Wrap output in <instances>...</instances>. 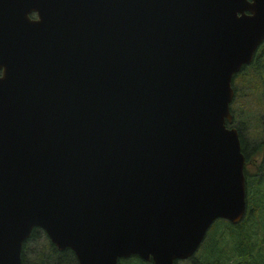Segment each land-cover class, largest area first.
<instances>
[{
    "label": "water",
    "instance_id": "95a60500",
    "mask_svg": "<svg viewBox=\"0 0 264 264\" xmlns=\"http://www.w3.org/2000/svg\"><path fill=\"white\" fill-rule=\"evenodd\" d=\"M264 0H0V264L192 257L245 216L232 80Z\"/></svg>",
    "mask_w": 264,
    "mask_h": 264
},
{
    "label": "trees",
    "instance_id": "16d2710c",
    "mask_svg": "<svg viewBox=\"0 0 264 264\" xmlns=\"http://www.w3.org/2000/svg\"><path fill=\"white\" fill-rule=\"evenodd\" d=\"M237 86V92H236ZM234 97L247 96L248 105L261 108L264 104V42L259 47L252 63L243 67L232 80ZM236 92V94H235ZM232 101L230 113L231 127L238 132L241 150L245 158V200L247 209L244 218L237 224L216 220L208 229L197 252L186 262L179 264H264V139L255 141L250 147L245 132L236 121L237 102ZM261 158L254 165L255 173L249 172L252 158ZM227 234L234 240L231 245ZM261 236L263 238H261ZM259 237L261 239H259ZM152 264L137 257L119 260L118 264ZM21 264H77L69 249L58 251L40 229H34L30 238L23 243Z\"/></svg>",
    "mask_w": 264,
    "mask_h": 264
},
{
    "label": "rangeland",
    "instance_id": "374dc122",
    "mask_svg": "<svg viewBox=\"0 0 264 264\" xmlns=\"http://www.w3.org/2000/svg\"><path fill=\"white\" fill-rule=\"evenodd\" d=\"M236 92H237V86H236ZM235 92V94H236ZM237 95L234 97L235 100H238L237 102V115H236V121L241 124L246 139L249 141L248 146L250 147L253 143H255L256 139L257 141H260L264 139V104L261 106V108L254 107L253 105H248L247 103V96L242 94V88L239 87V95L236 99ZM232 106V104H231ZM261 158H252V161L249 165V172L255 173L257 166L254 168V165L257 163H260ZM226 238L229 240L230 244H234V240L227 234ZM261 238H263L261 236ZM259 237V239H261ZM123 262H121L122 264Z\"/></svg>",
    "mask_w": 264,
    "mask_h": 264
},
{
    "label": "bare ground",
    "instance_id": "6f19581e",
    "mask_svg": "<svg viewBox=\"0 0 264 264\" xmlns=\"http://www.w3.org/2000/svg\"><path fill=\"white\" fill-rule=\"evenodd\" d=\"M215 224V223H214Z\"/></svg>",
    "mask_w": 264,
    "mask_h": 264
}]
</instances>
